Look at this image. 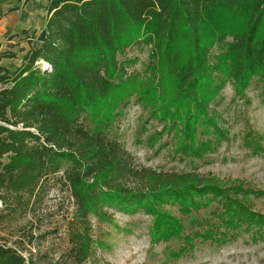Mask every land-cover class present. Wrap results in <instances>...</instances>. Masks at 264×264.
<instances>
[{
  "label": "trees",
  "instance_id": "obj_1",
  "mask_svg": "<svg viewBox=\"0 0 264 264\" xmlns=\"http://www.w3.org/2000/svg\"><path fill=\"white\" fill-rule=\"evenodd\" d=\"M46 11L38 35L22 33L29 49L20 65H0V226L41 204L61 173L81 224L64 264L92 259L89 217L109 219L108 209L152 216V243L180 242L168 251L173 259L243 234L264 241V214L253 205L264 193L197 171L137 165L109 134L120 107L136 98L146 123L161 125L147 138L158 150L170 137L175 158L204 161L229 144L213 104L226 85L242 101L253 80L264 82V0H50ZM140 44L150 47L149 63L129 73L132 62L120 58ZM245 121L244 146L264 152ZM168 204L198 219L186 229L165 212ZM0 264L37 263L3 244Z\"/></svg>",
  "mask_w": 264,
  "mask_h": 264
},
{
  "label": "rangeland",
  "instance_id": "obj_2",
  "mask_svg": "<svg viewBox=\"0 0 264 264\" xmlns=\"http://www.w3.org/2000/svg\"><path fill=\"white\" fill-rule=\"evenodd\" d=\"M37 7H42V4ZM23 39L25 36L13 39L15 44H8L6 40L0 55L10 53L14 58H4L3 65L9 68L20 65L29 49ZM217 52L215 48L212 54ZM149 54L150 47L140 44L127 50L120 59L132 62L128 66L129 73L141 74L149 63ZM247 97L242 101L236 99L229 85L222 90L213 108L221 113L229 129L230 142L223 144L204 161L175 158L171 154L170 137L161 139L160 143L166 144L162 150H158L159 144L150 145L148 136L159 131L161 125L146 123V116L141 115L136 98L120 107L109 134L133 155L137 165L157 171H197L224 182H243L264 193V152L254 154L247 150L242 141L243 121L247 119L249 127L260 136L264 147V82L253 80ZM56 182H50L52 185L48 187L41 204L33 207L24 217L14 216L3 221L0 245L15 247L25 257L31 256L37 264H64L62 257L67 251L69 236L72 232L80 231L81 224L73 200L62 184L61 173L56 176ZM253 205L255 211L264 214V197L254 200ZM163 209L168 215L181 218L186 229L198 219L196 214L182 217L177 206L171 204ZM3 210L4 205L0 202V211ZM108 214L110 218L106 220L89 217L94 243L92 259L86 264H92V261L100 264H264V241L254 243L247 234L221 248L197 244L192 251L173 259L168 251L177 249L180 242L152 243V216L143 211L127 213L118 209H108ZM200 215L207 217L209 210L202 211Z\"/></svg>",
  "mask_w": 264,
  "mask_h": 264
},
{
  "label": "crops",
  "instance_id": "obj_3",
  "mask_svg": "<svg viewBox=\"0 0 264 264\" xmlns=\"http://www.w3.org/2000/svg\"><path fill=\"white\" fill-rule=\"evenodd\" d=\"M49 1L0 0V52L6 45V40L8 44H15L13 40L9 41V38L20 39L25 36L23 32H27L28 36L38 35L44 29L47 19L46 7ZM39 4H42V7H37ZM29 30L32 31L31 35H29ZM23 40L26 42L25 39ZM21 43L24 42L21 41ZM2 62L3 59L0 65L6 67Z\"/></svg>",
  "mask_w": 264,
  "mask_h": 264
},
{
  "label": "built area",
  "instance_id": "obj_4",
  "mask_svg": "<svg viewBox=\"0 0 264 264\" xmlns=\"http://www.w3.org/2000/svg\"><path fill=\"white\" fill-rule=\"evenodd\" d=\"M22 1H26V0H22ZM35 1H39V0H35ZM45 69L48 68V66L46 64L43 65Z\"/></svg>",
  "mask_w": 264,
  "mask_h": 264
}]
</instances>
